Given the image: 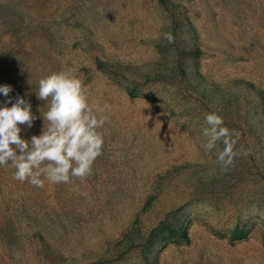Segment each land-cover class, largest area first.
<instances>
[{"label": "rangeland", "instance_id": "rangeland-1", "mask_svg": "<svg viewBox=\"0 0 264 264\" xmlns=\"http://www.w3.org/2000/svg\"><path fill=\"white\" fill-rule=\"evenodd\" d=\"M69 68L110 106L102 154L43 188L0 166V264H264V0H0L22 138L39 79ZM212 112L249 152L227 170L201 146Z\"/></svg>", "mask_w": 264, "mask_h": 264}, {"label": "clouds", "instance_id": "clouds-1", "mask_svg": "<svg viewBox=\"0 0 264 264\" xmlns=\"http://www.w3.org/2000/svg\"><path fill=\"white\" fill-rule=\"evenodd\" d=\"M164 38L174 42L171 33ZM12 86L0 85V94L7 97L0 106V166L11 164L13 179L43 188L51 184L69 183L72 177L83 181L92 174V166L102 154L104 138L100 129L108 121L110 106H92L78 73L71 68L50 72L38 81L37 99L44 101L41 112L43 128L30 140L21 137V125L33 126L37 118L32 105L23 96H9ZM11 104L9 107L8 105ZM223 118L215 112L204 114L202 147L217 150V160L224 170L234 167L237 156H248L247 150L235 151L239 132L224 127ZM235 137V138H233ZM19 150V154L18 151Z\"/></svg>", "mask_w": 264, "mask_h": 264}]
</instances>
